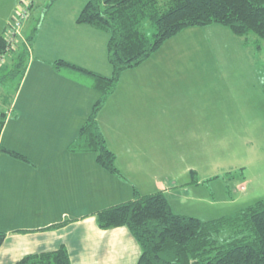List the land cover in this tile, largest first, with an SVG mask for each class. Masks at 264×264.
I'll return each instance as SVG.
<instances>
[{"label": "crops", "instance_id": "1", "mask_svg": "<svg viewBox=\"0 0 264 264\" xmlns=\"http://www.w3.org/2000/svg\"><path fill=\"white\" fill-rule=\"evenodd\" d=\"M85 2L76 14L37 29L30 45L35 47L36 62L27 68L8 100L10 114L0 131V146L27 159L0 150V232L4 233L0 264H13L27 254L60 246L67 249L71 264H136L140 248L127 227L100 228L95 213L132 199L135 191L151 193L150 187L158 185L174 212V207H181L176 213L198 215L187 212L185 202L168 191L178 180L166 173L174 171L172 164H189L199 154L206 161L209 133L223 132L233 120L237 125L242 122L244 108L237 105L225 83L228 57L219 59V55L226 52L239 57L240 76L233 75L230 85L245 79L240 71L244 74L250 69L245 58L252 55L251 44L216 24L188 27L167 39L139 66L125 70L98 112L118 173L105 170L91 152L69 151L99 93L57 72L53 62L64 59L111 74L107 33L76 22ZM209 34L210 40L205 39ZM218 36L222 39L216 42ZM198 53L209 59L198 60ZM15 54L8 53L11 65ZM31 72L29 89L23 92ZM210 84L219 85L220 92H212ZM196 185L188 184L185 192H196Z\"/></svg>", "mask_w": 264, "mask_h": 264}, {"label": "trees", "instance_id": "2", "mask_svg": "<svg viewBox=\"0 0 264 264\" xmlns=\"http://www.w3.org/2000/svg\"><path fill=\"white\" fill-rule=\"evenodd\" d=\"M76 22L107 33L106 56L111 74L103 75L64 59L53 62L57 72L99 93L68 150L94 153L100 166L118 173L116 156L106 143L97 115L122 73L139 66L167 39L188 27L218 24L241 37L244 44L260 48L264 40V0H87ZM148 26L154 29L151 34ZM36 31L34 28L20 43L16 40L19 33L14 38L2 33L0 57L15 52L12 66L23 67L26 47L18 49L31 45ZM262 89L264 92V82ZM6 115L0 109V131ZM0 150L27 159L17 151L2 146ZM95 215L100 228L127 227L140 248L136 264H264V198L232 213L201 219L174 212L162 190L147 194L135 191L132 199L102 208ZM3 239L4 233L0 232V245ZM13 264L71 261L67 249L60 246L27 254Z\"/></svg>", "mask_w": 264, "mask_h": 264}, {"label": "rangeland", "instance_id": "3", "mask_svg": "<svg viewBox=\"0 0 264 264\" xmlns=\"http://www.w3.org/2000/svg\"><path fill=\"white\" fill-rule=\"evenodd\" d=\"M82 2L85 1L0 0V33L10 34L11 25L15 26L19 23L16 30L21 36L17 35L16 40L20 43L21 39H25L30 34V29L36 28L37 30L39 28L42 30L47 24L58 20L60 17L76 14ZM218 27L231 33L230 30L221 25ZM153 30L152 27H147L148 34H151ZM218 37L219 40L216 42L222 39V37ZM206 38H211L210 34L209 37L205 36ZM196 39L203 41L202 36H196ZM36 43L42 46L38 39ZM260 43V49L251 45L250 52L252 55L245 58V62L249 63L250 67L249 70L244 69L246 70L244 74L240 71L241 78L245 79L234 81L230 85L233 75L240 76L236 62L239 57L236 53L221 52L219 55V59L228 57L227 61H224V63L228 62L227 75H225L227 80H224L237 105L244 108L243 118H240L243 123L240 122L237 125L233 120L234 122L228 124L223 132L209 133V137L212 138H209L208 159L206 161L200 160L202 156L199 154L198 158H194L196 161L187 162L189 164H172L174 171L166 173L168 178H177L178 180L177 185L168 191H174L176 194L174 197L178 195L185 202L182 205L189 210L187 212L198 214L196 216L209 218V216L229 214L264 198V93L262 91L264 40H261ZM221 46L223 49H227L225 41L221 43ZM22 47H26L23 67L15 68L12 66L9 63L10 54L8 55V53H4L0 57V109H4L7 114H10L8 104L19 85V80L22 76L25 78L30 65L36 62L35 47L25 44V46L21 45L18 50L21 51ZM220 51L223 50L219 49L217 52ZM203 57L209 59L208 56L205 57L198 53V60L203 59ZM211 72L212 70L209 68L207 74L209 77L212 76ZM32 73L27 75V80L21 89L23 92L29 89ZM254 77L257 79L250 83L247 82V79L250 80ZM219 88V85H209V89H212V92L215 90V93L220 92ZM4 98L5 100L10 99L7 105H4L6 102L3 100ZM93 155L95 154L93 153ZM191 171L194 173L192 174ZM170 173L173 175H169ZM196 181L197 183H193ZM188 184H198L193 188L196 192L191 191L192 193L187 194L184 188ZM150 188H152V192H155L160 187L154 185ZM194 208L197 209L195 212L193 211ZM174 210L180 212L179 210L182 209L181 207H174Z\"/></svg>", "mask_w": 264, "mask_h": 264}, {"label": "built area", "instance_id": "4", "mask_svg": "<svg viewBox=\"0 0 264 264\" xmlns=\"http://www.w3.org/2000/svg\"><path fill=\"white\" fill-rule=\"evenodd\" d=\"M19 25V23H17L15 26L11 25V32L10 34L12 35L11 38L15 36V34H18L16 27Z\"/></svg>", "mask_w": 264, "mask_h": 264}]
</instances>
